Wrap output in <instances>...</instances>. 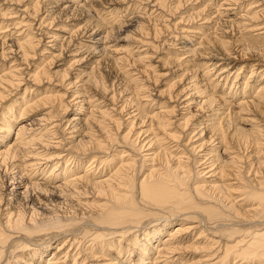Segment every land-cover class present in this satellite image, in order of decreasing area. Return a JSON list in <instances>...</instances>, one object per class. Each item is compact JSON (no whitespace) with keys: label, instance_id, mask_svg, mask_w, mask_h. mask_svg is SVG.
<instances>
[{"label":"bare ground","instance_id":"1","mask_svg":"<svg viewBox=\"0 0 264 264\" xmlns=\"http://www.w3.org/2000/svg\"><path fill=\"white\" fill-rule=\"evenodd\" d=\"M21 2L0 0V264H264V0Z\"/></svg>","mask_w":264,"mask_h":264},{"label":"rangeland","instance_id":"2","mask_svg":"<svg viewBox=\"0 0 264 264\" xmlns=\"http://www.w3.org/2000/svg\"><path fill=\"white\" fill-rule=\"evenodd\" d=\"M24 1H26V0H23V2H21V3H24ZM27 1H29V0H27ZM147 0H144V2L145 3H147L146 2ZM164 1H168L167 3H170L169 1L170 0H164ZM172 1V0H171ZM218 1V0H217ZM174 2V1H173ZM214 2V1H213ZM25 3H27V2H25ZM214 3H216V1L214 2ZM10 4H3V6H9ZM99 6H101V5H99ZM102 7H105V6H102ZM99 8H101V7H99ZM95 9H97V8H95ZM184 9V7H181L180 9H178V11L179 12H175L173 15H172V13H171V18H170V20H169V18H168V20L169 21H171V20H173L174 21V19H176L175 17H178L179 16V14H180V11L182 12V10ZM41 12V11H40ZM42 12H44V11H42ZM79 12V11H78ZM82 11H80V13H81ZM94 12V11H93ZM166 12V11H165ZM78 14V13H76V17L75 18H72V19H70L68 22H66V21H64V22H62V21H57V20H55V22H53L52 23V26H53V24H57L58 23V25L59 26H65L66 28H67V26H68V28H70V27H73L74 25H80V24H83L84 23V21L85 20H87V19H90L91 20V18L90 17H92L93 18V16H90V15H93V13L92 14H89L88 15V13L87 12H82L81 14ZM138 13L139 12H137V11H135L133 14H126V16H125V18H127V19H129L130 17H132V16H134V15H138ZM82 14H83V16H82ZM85 14H87V15H85ZM124 14V13H123ZM78 16V17H77ZM84 16H88V18L87 17H84ZM115 18V17H114ZM137 17H134L133 19L134 20H138V18L136 19ZM173 18V19H172ZM73 20V21H72ZM133 20V21H134ZM71 22V23H70ZM203 21H200V23H202ZM134 24H136V22L134 21V22H132V25H130V26H125V27H122V29H118V27H116L114 30H112L111 31V33H110V35H109V39H107L106 40V42H104L105 44H108V45H112L111 46V49H112V51L114 50V49H120V50H123L124 48H129V46H131V45H133L134 44V41H135V35H136V32H135V26H134ZM137 25V24H136ZM181 26V25H180ZM104 28V29H103ZM102 28V30H101V32H103L105 29H106V26L105 27H103ZM53 29H55V26H54V28ZM43 30H47V31H53L52 29H49L47 26H45V27H43ZM100 32V33H101ZM102 34V33H101ZM103 34H105V32L103 33ZM127 35V36H126ZM111 36V37H110ZM96 37H99V36H96ZM133 41V42H132ZM53 42H50V45L52 44ZM102 47V46H101ZM172 47V46H171ZM50 50H52V49H50ZM166 50H168V49H165V51ZM150 51H152V50H150L149 49V52ZM172 51V50H171ZM110 53V55L112 56V55H117V53H115V52H111V51H109ZM115 53V54H114ZM108 54V55H109ZM107 55V56H108ZM109 55V56H110ZM157 55H160V56H163V52L161 53H159V54H157ZM157 55H155V56H157ZM109 56L107 57V58H109ZM39 57H41V55H37L36 56V58L34 59H32V62L33 61H36ZM68 59V58H67ZM67 59L65 58V56H62V57H60V58H56V59H54V63L51 65V68L53 67V70H55V69H59V68H63L64 66H66L67 64H69V61H67ZM155 60V59H154ZM56 63H58L57 65H56ZM60 64V65H59ZM56 65V66H55ZM61 66V67H60ZM55 68V69H54ZM108 68H110L113 72H111L110 71V69H108ZM119 68V69H118ZM117 69H113V68H111V67H109V66H107L106 64H104V65H101L100 66V68L98 69V71L100 72V73H102V74H104L105 75V77L107 76V75H111V76H113V77H118V78H120L121 79V77H123L124 75V72H123V70L121 69V67H118ZM120 70H122V72L120 71ZM121 73H120V72ZM118 73H119V75H118ZM246 73V72H245ZM245 73H243V76H244V74ZM117 74V75H116ZM116 75V76H115ZM243 76H241L240 75V78L241 77H243ZM247 76H248V74H247ZM116 77V78H117ZM169 78H171V77H169ZM169 78H165V80H162L161 79V81H158V82H156V80H154L155 82H154V84H156V85H154V86H152L151 88L152 89H154L155 91H156V89L158 90V89H161V88H163L164 87V84L163 83H166V82H168L167 80L169 79ZM55 80H54V82L55 83H57L58 82V80H57V78H54ZM153 80V79H152ZM151 80V83H153V81ZM243 79H241V81H242ZM53 82V83H54ZM25 83H28V80L25 82ZM53 83H51V85H52V87H54V88H56V89H59L60 91H63L62 90V87H63V85L61 84V86H60V81H59V83H57V85L55 86ZM59 84V85H58ZM46 85H48L47 83L45 84V86ZM25 86L24 85H21V86H19L18 87V89H16V90H14L13 91V93H16L17 92V90H18V93L21 91V93H22V89L24 88ZM20 90V91H19ZM155 91H154V93H155ZM17 93V97L18 96H20V94H18ZM70 95V94H69ZM69 95L67 94V98H65V99H67V100H69L70 98H72V97H69ZM15 97V96H14ZM69 97V98H68ZM152 97H154V95L153 96H151V98ZM150 98V99H151ZM9 99H12V98H7L6 100H4L3 102H2V104H4V105H6V104H8L9 102H10V100ZM72 109V107L70 106V108H69V112H67V115L68 116H70V114H72V112H70V110ZM36 114H38V112H36V113H33V114H31V116H29V117H35V115ZM68 116L67 117H65V119H64V121L68 118ZM25 119H28V117H26ZM31 119V118H30ZM23 121H26V120H23ZM17 127L18 126H15L14 127V129L15 130H17ZM15 136V133L13 132V137ZM7 184H8V182H6ZM6 187H4V189H5ZM79 262H77V264H78ZM69 264H73V262H70Z\"/></svg>","mask_w":264,"mask_h":264}]
</instances>
